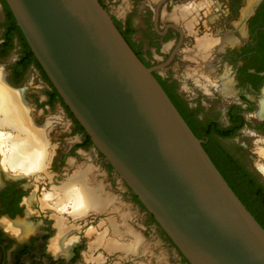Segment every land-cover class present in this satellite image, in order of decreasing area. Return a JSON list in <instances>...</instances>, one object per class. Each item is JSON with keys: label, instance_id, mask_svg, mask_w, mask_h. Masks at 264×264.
Wrapping results in <instances>:
<instances>
[{"label": "flooded vegetation", "instance_id": "af4514ba", "mask_svg": "<svg viewBox=\"0 0 264 264\" xmlns=\"http://www.w3.org/2000/svg\"><path fill=\"white\" fill-rule=\"evenodd\" d=\"M123 1L99 0L231 189L264 201V0H130L127 12L118 5ZM139 10L141 24L133 18ZM0 82L44 133L52 178L43 183L58 185L86 166L117 206L76 219L65 214L70 228L59 234L53 208L39 202L40 183L35 193L23 183L37 174L4 165L0 150V264H190L74 118L6 0H0ZM120 218L141 237L144 253L95 247V235L105 230V239L112 237L110 219ZM5 220H19V231Z\"/></svg>", "mask_w": 264, "mask_h": 264}, {"label": "water", "instance_id": "95a60500", "mask_svg": "<svg viewBox=\"0 0 264 264\" xmlns=\"http://www.w3.org/2000/svg\"><path fill=\"white\" fill-rule=\"evenodd\" d=\"M91 142L190 264H264V228L99 0H6Z\"/></svg>", "mask_w": 264, "mask_h": 264}, {"label": "bare ground", "instance_id": "6f19581e", "mask_svg": "<svg viewBox=\"0 0 264 264\" xmlns=\"http://www.w3.org/2000/svg\"><path fill=\"white\" fill-rule=\"evenodd\" d=\"M16 98L14 93L12 94L6 90L0 82V126H7L17 131L8 139L9 147L6 162L13 168L20 167L33 175L36 173V178H38V175L47 176L48 174L50 177L51 174L47 170L50 155L46 150L47 143L44 133L31 127L29 117L19 107ZM93 180L94 175L89 167L84 166L79 169L78 166L70 175L65 176L59 185H54L52 187L53 191L47 194L48 198H52L55 204L53 210L57 215H55L56 226L59 229V234L70 228L67 225L68 223H65V217H59L63 211L70 213L76 219L88 214L90 211L117 209L116 204H114L115 198H111L101 187L102 185L96 183V181L94 183ZM69 207L70 211H67ZM110 225L114 235L105 239V230L100 232L101 234L98 233L93 240L95 247L103 246L110 252L117 250L122 252L124 256L128 254L139 255V253L142 254L147 250L141 237L138 236L137 232L134 233L125 219L120 218L117 221L110 219ZM55 244L56 249H58L59 240H56Z\"/></svg>", "mask_w": 264, "mask_h": 264}, {"label": "rangeland", "instance_id": "374dc122", "mask_svg": "<svg viewBox=\"0 0 264 264\" xmlns=\"http://www.w3.org/2000/svg\"><path fill=\"white\" fill-rule=\"evenodd\" d=\"M124 3H118V5H119V7H120V10L121 11H124V12H127V10L130 8V7H132L131 6V1L130 0H124L123 1ZM118 7V8H119ZM117 11H119V10H117ZM134 20H136V22H138L137 24H141V22H142V11H138V14L136 15V14H134ZM8 130H10L11 131V133L8 131ZM17 133V131L16 130H14V129H12V128H9V127H7V126H0V150H1V152H2V154H1V158H2V163H4V165L6 164L7 165V162H6V160H7V157H8V147H9V138H10V136L11 135H14V134H16ZM14 168H20V167H14ZM22 169V168H21ZM22 170H24V169H22ZM25 171V170H24ZM26 172V171H25ZM50 172V171H49ZM26 173H28V172H26ZM31 173V172H30ZM32 174V173H31ZM36 174V173H35ZM50 174H51V172H50ZM51 178H52V175H51ZM50 178V179H51ZM46 179H48V180H50L49 178H48V176H46V175H39V177L38 178H36V176L34 177V176H32V179H27L26 181H24L23 183H24V185H28V186H30V187H28L30 190H29V193H35V187H36V185H38L39 183H40V186H42V187H40V189H39V194H40V196L42 195V193H43V195L39 198V202H40V204H41V206H43L44 204L45 205H47V207L49 206V207H51V208H54L55 207V204L53 203L54 201L52 200V198L50 199V198H48V196H47V194L48 193H50L51 191H53L52 189L53 188H51L52 187V185L54 186L55 184H52L51 185V187L50 188H48V186L46 185V184H44L43 182H45L46 183ZM61 181H63V179L61 180ZM61 181H60V183H61ZM59 183V184H60ZM58 184V185H59ZM51 189V190H50ZM50 190V191H49ZM46 191H48V192H46ZM45 192V193H44ZM120 194V193H119ZM34 196H35V194H33ZM36 195H37V192H36ZM121 195V194H120ZM48 200H47V199ZM46 199V200H45ZM52 201V202H51ZM52 203V204H51ZM54 206V207H53ZM34 209L36 208V207H33ZM137 208V207H136ZM135 208V209H136ZM67 211H70V207L68 208V210ZM64 212V213H63ZM62 213H61V215L62 216H64L66 213L67 214H69V215H71L70 213H68V212H66V211H63ZM135 212L137 213V216H133V220H135L136 222L137 221H141V218H140V215H139V213H138V211H137V209L135 210ZM65 217V216H64ZM37 218V217H36ZM36 218H34V220L35 221H37V219ZM33 220V221H34ZM100 219H98V221H99ZM5 222H7V220H5ZM12 222H14V223H12ZM12 222H7L8 224H13V225H11V226H15L16 227V230H18L19 231V228H20V223H18L19 222V220H16V221H12ZM94 223V222H93ZM89 224V223H88ZM169 251V250H168Z\"/></svg>", "mask_w": 264, "mask_h": 264}, {"label": "trees", "instance_id": "16d2710c", "mask_svg": "<svg viewBox=\"0 0 264 264\" xmlns=\"http://www.w3.org/2000/svg\"><path fill=\"white\" fill-rule=\"evenodd\" d=\"M216 166V165H215ZM217 168V167H216ZM218 169V168H217ZM219 170V169H218ZM220 172V170H219ZM221 173V172H220ZM222 174V173H221ZM223 176V175H222ZM224 177V176H223ZM225 179V177H224ZM233 190V189H232ZM234 191V190H233ZM235 193V192H234ZM236 194V193H235ZM237 195V194H236ZM238 196V195H237ZM239 198V197H238ZM240 201L245 205L247 210L254 216L256 221L264 228V212L260 213L258 212L260 209H264V201H260V203H255L256 199L254 201H250L249 198L243 199L242 197L239 198ZM260 204V205H259Z\"/></svg>", "mask_w": 264, "mask_h": 264}]
</instances>
